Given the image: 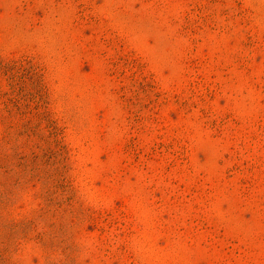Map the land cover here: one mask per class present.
Here are the masks:
<instances>
[{
	"label": "rangeland",
	"instance_id": "374dc122",
	"mask_svg": "<svg viewBox=\"0 0 264 264\" xmlns=\"http://www.w3.org/2000/svg\"><path fill=\"white\" fill-rule=\"evenodd\" d=\"M1 60L65 148L0 169L8 264H264V0H0Z\"/></svg>",
	"mask_w": 264,
	"mask_h": 264
},
{
	"label": "trees",
	"instance_id": "16d2710c",
	"mask_svg": "<svg viewBox=\"0 0 264 264\" xmlns=\"http://www.w3.org/2000/svg\"><path fill=\"white\" fill-rule=\"evenodd\" d=\"M19 69L20 68H18L17 64L14 62L0 61V125L6 127V140H4V144L12 145L13 151V155H5L2 159H0V169L8 170V173L6 174H9L10 177L17 176V185L19 187H22V185H26L34 180L42 182L43 185H45L50 183L52 181L50 178L53 177V173L50 174V169L46 170V168L52 169L58 164V151L53 148H58L59 146L61 147V151L65 148L64 146H61V141L58 140L59 131L55 123L52 122L53 120L50 118V115L47 111H40L46 104L44 101L46 96L42 88L40 90L41 100L39 103H36V114L33 115L32 119L28 120V117L33 114L30 103L33 102L34 104L35 101L31 98V96L29 97L26 94V81L17 75ZM2 79L7 81L9 90L1 88ZM38 88H40V85L39 83H36L32 85L31 89L35 90ZM17 118V121H23V124L20 126L14 123V120ZM25 121H39V123H41V121H49L53 140L48 141L47 139H44L39 132V126L34 127L31 122ZM21 137H27V140H22V142L20 141L18 144L17 141ZM37 137H40L44 143H47V145L51 146L52 144L53 147L49 146L45 153L40 154L36 151L37 148L40 147V143L36 141ZM27 173H29L28 179H25L23 182H19L26 177ZM56 178L58 177L56 176ZM54 187L57 189L58 185ZM50 191L51 190L47 192L48 195H50ZM10 227V235L15 237H18L19 235L26 236L31 233V227L27 223H23L21 226L14 224ZM38 238L41 239L40 237ZM41 241L45 242L43 239H41ZM4 251L5 252L0 254V264H8L7 251L10 252V250L9 248H6Z\"/></svg>",
	"mask_w": 264,
	"mask_h": 264
}]
</instances>
